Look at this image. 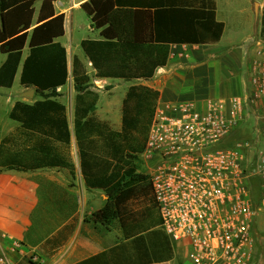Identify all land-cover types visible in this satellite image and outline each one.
<instances>
[{"label":"trees","instance_id":"trees-1","mask_svg":"<svg viewBox=\"0 0 264 264\" xmlns=\"http://www.w3.org/2000/svg\"><path fill=\"white\" fill-rule=\"evenodd\" d=\"M39 1L0 0V50L7 56L0 67V87H12L22 65L23 87L45 96L33 102L17 100L13 105L9 117L20 126L0 143V171L61 167L75 174L71 154L75 136L87 186L103 189L109 196L106 205L90 219L109 225L125 217L144 215L146 209L138 205L156 203L150 175L140 170L136 153L145 149L160 92L148 85H132L125 100L123 130L115 131L95 116L100 94L94 89V79L150 80L158 68L167 65L172 44L219 41L225 23L217 19V1L82 3L101 38L82 40L86 62L78 55L73 57V128L67 106L53 96L69 79L68 50L60 40L66 32L65 14L56 11L59 0H41L38 10ZM130 111L134 112L131 118ZM249 136L238 130L225 145ZM250 184L254 203L258 204L259 179L251 177Z\"/></svg>","mask_w":264,"mask_h":264},{"label":"crops","instance_id":"crops-1","mask_svg":"<svg viewBox=\"0 0 264 264\" xmlns=\"http://www.w3.org/2000/svg\"><path fill=\"white\" fill-rule=\"evenodd\" d=\"M85 1L56 2L57 13L65 14L66 32L60 40L67 50L63 39L69 30L72 37L75 11L83 10ZM216 1L217 19L225 23L222 38L206 44H172L167 65L158 68L152 79L139 80L160 92L159 102L202 105L205 98L186 97L191 88H220L225 93L220 97L243 93L248 77L244 74L249 75L259 50H264L263 6L260 3L257 17L256 1L242 0L248 20L236 25L223 15L224 1ZM40 6L41 0L38 10ZM89 19L94 34L89 38L100 39V30ZM10 125L0 120V132L8 131L0 136V143ZM71 154L75 174L61 167L0 171V264H191L188 242H177L164 231L157 204L138 205L146 209L138 219L125 217L109 225L91 220L109 196L103 189L87 186L75 136Z\"/></svg>","mask_w":264,"mask_h":264},{"label":"built area","instance_id":"built-area-1","mask_svg":"<svg viewBox=\"0 0 264 264\" xmlns=\"http://www.w3.org/2000/svg\"><path fill=\"white\" fill-rule=\"evenodd\" d=\"M245 121L250 136L225 145ZM142 156L161 227L188 242L191 264H264V230L257 227L264 212L263 49L242 94L208 98L201 106L159 102Z\"/></svg>","mask_w":264,"mask_h":264},{"label":"rangeland","instance_id":"rangeland-1","mask_svg":"<svg viewBox=\"0 0 264 264\" xmlns=\"http://www.w3.org/2000/svg\"><path fill=\"white\" fill-rule=\"evenodd\" d=\"M223 15L226 17L228 16L229 20L231 19L234 24H241L242 22H246L248 19V12H247V5L243 4L242 0H223ZM262 4L263 6V14H264V0H255ZM75 19H74V26H73V35L70 37V30L68 35L64 37V42H66L69 46L68 50V62H69V79L67 84L64 88L57 90V92L53 95L55 98L63 102L67 106L68 118L71 124V127L74 126V105H75V95L76 91L74 90V81L72 77V63L74 55H78L79 51L84 54L83 49L80 45V41L82 39H87L89 37H93L94 34L91 32V21L84 10H76L75 11ZM263 17V15H262ZM70 24L68 28L70 29ZM78 44V45H77ZM72 48L75 50L73 52ZM28 54V48L25 50L24 57ZM6 54L0 50V67L6 60ZM84 62H86V57L83 55L80 57ZM237 59V58H236ZM245 73V72H244ZM22 74V65L18 70V73L15 77L14 83L12 87H0V120L5 122H11L9 128V134L13 133L17 130L15 120L9 118V112L12 109V105L17 100H23L27 102H33L37 99H42L45 96L36 93L34 91V96L31 98L28 95H25L26 92L33 90L30 88L23 87L21 84L20 78ZM245 78L249 75L247 73L244 74ZM247 77V80H248ZM73 82V85H72ZM142 84L140 81H106L102 79H94V89L97 90L100 94V99L98 102V106L95 112V116L101 120L106 122L108 128L110 130L115 131H122L124 127V112L127 109V105L125 104V100L127 97V92L129 88L134 84ZM232 86V84H231ZM187 98H194L195 100L199 97L208 98L212 97H220L225 93H221L220 88H210V87H201L199 89L191 88L188 89L186 92ZM201 99V98H199ZM185 102H192V101H185ZM159 103L157 100L155 108H154V115L156 106ZM195 103V102H193ZM198 104V103H195ZM201 106V105H200ZM131 109V108H130ZM129 111V110H128ZM153 115V119H154ZM134 112L130 111L129 117H133ZM152 119V121H153ZM152 124V122H151ZM151 127V125H150ZM150 130V129H149ZM241 132L243 133H251L252 130L249 128L248 122L245 121L242 123L240 128ZM6 132H0V136L4 135ZM137 155V163L140 165V170L146 173H149V162L145 161L142 156V152L136 153ZM150 175V174H149ZM257 227L259 230H264V212H261L260 216L257 218Z\"/></svg>","mask_w":264,"mask_h":264},{"label":"water","instance_id":"water-1","mask_svg":"<svg viewBox=\"0 0 264 264\" xmlns=\"http://www.w3.org/2000/svg\"><path fill=\"white\" fill-rule=\"evenodd\" d=\"M254 5H255V13H256V16L258 17L259 16V10H260V3L256 1ZM90 70H93V68L90 67ZM25 95H28L29 97L32 98L34 96V90H30V91L26 92Z\"/></svg>","mask_w":264,"mask_h":264}]
</instances>
